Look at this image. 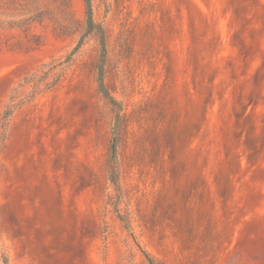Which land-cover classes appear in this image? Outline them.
Segmentation results:
<instances>
[{
    "label": "rangeland",
    "instance_id": "rangeland-1",
    "mask_svg": "<svg viewBox=\"0 0 264 264\" xmlns=\"http://www.w3.org/2000/svg\"><path fill=\"white\" fill-rule=\"evenodd\" d=\"M91 5L0 0V264H264V0Z\"/></svg>",
    "mask_w": 264,
    "mask_h": 264
},
{
    "label": "trees",
    "instance_id": "trees-1",
    "mask_svg": "<svg viewBox=\"0 0 264 264\" xmlns=\"http://www.w3.org/2000/svg\"><path fill=\"white\" fill-rule=\"evenodd\" d=\"M86 4H87V33H91L94 30H97L101 33L102 35V50L103 52L105 51V45H104V39H103V32L101 30V28H98L97 25L94 22L93 19V12H92V5H91V0H85ZM54 69V68H52ZM102 71V70H101ZM102 73V72H101ZM100 89L101 92L103 93V95L105 96V98L113 105L117 106L118 103L116 102V100L114 98H112L107 90V88L105 87V84L103 82L102 76L100 77ZM113 158L115 156V149L113 148ZM114 179V178H113ZM114 181V180H113ZM3 263L4 264H9V260L6 256L3 257Z\"/></svg>",
    "mask_w": 264,
    "mask_h": 264
}]
</instances>
